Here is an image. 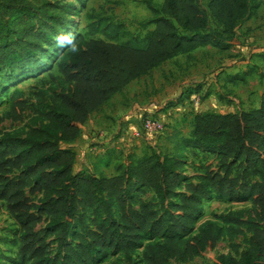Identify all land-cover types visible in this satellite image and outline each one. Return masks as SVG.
Segmentation results:
<instances>
[{"label":"trees","instance_id":"trees-1","mask_svg":"<svg viewBox=\"0 0 264 264\" xmlns=\"http://www.w3.org/2000/svg\"><path fill=\"white\" fill-rule=\"evenodd\" d=\"M203 1L205 9L199 0H148L152 19L141 25L142 36L91 21V39L64 56L59 78L49 75L52 85L35 105L17 88L6 96L4 120L33 115L24 130L0 138V203L16 227L9 243L21 264H102L117 255L127 264H186L223 238L244 236L242 252L229 244L237 257L219 255L212 264H264V97L249 111L193 114L187 138L175 134L171 152L120 154L112 177L96 168L75 173L77 155L64 147L129 84L179 56L188 62L199 48L226 50L237 26L260 7L259 0ZM69 12L47 1L0 0V90L5 70L14 74L32 63L66 29ZM200 94V87L188 89L168 107ZM185 152L211 163L201 160L186 176ZM148 193L152 199L143 200ZM214 198L249 207L226 213L223 228L205 222L195 230Z\"/></svg>","mask_w":264,"mask_h":264},{"label":"rangeland","instance_id":"rangeland-1","mask_svg":"<svg viewBox=\"0 0 264 264\" xmlns=\"http://www.w3.org/2000/svg\"><path fill=\"white\" fill-rule=\"evenodd\" d=\"M30 3L38 4L40 1H47L58 5L69 6L70 12L66 15V29L63 30L58 36L54 37V41L51 44L43 46L42 50L37 54L32 63H25V66L19 68L14 74L5 70L4 74V88L0 90V138L8 132H18L24 130L26 124L33 118L31 112H26L24 119L21 122L11 123L8 120H4V115L8 112V106L6 103V96L11 90L17 88L24 92L25 96L29 99L31 104L36 103V95L47 90L52 81L49 75H53L55 78H59L57 71V65L64 58V56L76 48L80 47L84 41L91 39L86 33L85 26L94 20L105 19L114 24L122 25L125 31L133 35H144L145 31L141 25L146 24L152 19V15L147 8L146 2L148 0H27ZM153 5L162 4L163 0H150ZM262 12L264 14V0H261ZM199 5L202 9H205V3L203 0H199ZM264 21V20H263ZM209 29H214L213 21H209ZM152 27H148L146 30H151ZM95 38H97L95 36ZM201 52V53H199ZM193 59L196 61H204L207 69L205 74L198 81H193L189 70L187 73V63L185 59L181 58L172 65H165L160 70L152 73L148 77L138 81L131 85L125 97L115 98L114 104L121 106L122 111H131L136 113V117L131 119L128 123L117 124L113 118L110 121L103 122L104 127L96 130L97 133L104 132L106 135L103 140H107L102 145H95L101 150L107 148H114L110 157L112 165L121 162L120 154H126L133 152L136 156H141L144 153L149 152L151 149L160 150L162 152H171L173 148V142L175 134L178 137L187 138L189 130V121L194 113L203 112H216L226 113L229 106L228 100L222 101V107L218 108V101L216 98L203 99L205 92L208 90L211 93L212 84L211 80H216L222 73L221 66L226 61V53H219L216 51H199ZM186 65L187 68L183 69ZM192 71L190 70V73ZM195 73L196 70L194 69ZM187 73V74H186ZM221 77V76H220ZM1 78V77H0ZM12 80V82H9ZM195 82V83H194ZM215 85L220 87L219 80ZM199 84L202 86V92L199 95V102L197 105H193L190 100L184 105L168 107L170 104H174L179 96L185 92L189 86ZM210 84V86H209ZM54 85V83H53ZM214 85V86H215ZM207 91V92H208ZM184 94V93H183ZM235 97V96H234ZM185 98V97H184ZM216 99V100H215ZM229 99V98H228ZM234 103V102H232ZM225 105L227 107H225ZM113 106V105H111ZM123 114V115H124ZM122 115V116H123ZM140 116V118H138ZM145 116H151L164 125V132L155 137H148L142 135V138L137 141H130L129 129L130 127L139 128L141 118ZM108 123V124H106ZM111 123V124H110ZM119 127V129H117ZM115 132L121 137L123 135L125 142L123 144L111 141L116 136ZM113 147H110V145ZM115 148H119L116 150ZM94 156H89L88 159L91 167H96L95 160L102 156L101 153L97 154L96 151L91 152ZM83 158L79 159L76 163V170L87 169L81 162ZM184 160L186 164V176H193V169L197 166L201 160H207L211 163L210 158L204 157L200 154L196 156L187 155L185 152ZM99 166H101L99 164ZM113 167L104 172H101L104 176H110L112 174ZM76 172V171H75ZM114 172V171H113ZM39 196L32 197L34 204H37ZM143 200H151L152 194L148 193ZM249 207V204H235L228 201H221L216 198L209 200L203 206V212L199 220L195 224V230L205 222H213L218 227L223 228V216L230 211H237L243 208ZM46 223H42L37 227V231L45 229ZM16 232V227L13 225L6 211L0 203V263L1 264H21L17 254L16 246L9 243L12 240L13 234ZM244 237H238L232 242L223 238L213 250H206L201 256L194 258L192 261L186 264H212V261L219 255L230 254L233 257H237L229 249V244L233 243L238 246V253L242 252L245 248ZM139 254V253H138ZM102 264H127L121 255L109 256ZM169 264H178L170 262Z\"/></svg>","mask_w":264,"mask_h":264},{"label":"crops","instance_id":"crops-1","mask_svg":"<svg viewBox=\"0 0 264 264\" xmlns=\"http://www.w3.org/2000/svg\"><path fill=\"white\" fill-rule=\"evenodd\" d=\"M259 1H260L259 9L237 26V28L235 29L234 37L229 41L226 50H218L211 46H206L203 48H199L195 50L193 53H191L190 55L191 59L188 61L189 63H187V67H188L187 73L189 70V75L192 74L191 79L195 82L201 79L205 74V71L208 70L207 64L203 63L204 61L201 60L196 61L193 59V57L199 51L210 50L219 53L224 52L227 54L226 61L224 62V64L221 65L223 66V68L220 69V72L222 73L220 75L221 77L218 76L216 78L217 81L219 80L218 85H220V87L215 85L216 83H218L216 80H211L210 82L213 83L211 86L212 92L209 93V91L207 90L208 92L206 91L205 94H207L206 99L207 98L217 99L218 108L222 107L221 103L223 100H228L229 106L227 107L225 105L228 111H226V113H216V112H203V113L229 114V113H235L238 109H241L243 111H249L252 109H257L259 107L261 98L264 97V21H263L264 14L262 12L263 11L261 5L262 1L261 0ZM181 58L185 59V62H187L186 57L179 56L173 59L172 61L165 63L163 66L154 70L152 73L160 70L165 65L170 64L174 66L175 63H177V61L180 60ZM187 67L185 65L183 69ZM194 69L196 70L195 73L193 72ZM190 70L192 71L191 73ZM138 81L129 84L121 95L114 96L111 99V101L107 105H105L100 111L93 113L89 117L86 124L80 127L79 138L73 144L64 146L65 148L67 147L72 148L75 151L77 155L76 163L79 162L80 158L86 156L84 157V159H82L81 162L88 170L93 171L96 168V171L98 173H101L108 170L110 166L113 167L112 160L110 157L112 152L110 150L114 148L111 149L107 148L103 151L99 149V147H96L95 145H102L106 143L108 140V139L103 140L106 135L104 132L97 133L96 130H99L101 127H104L105 126L104 123L110 121V118H113L114 122L117 125L121 123H128L131 121L132 117L133 118L136 117V113L135 112L132 113L130 110L125 112L124 114L121 106L114 104L113 101L115 98H120V99L124 98L125 94L128 92V89L131 87V85L137 83ZM198 87H200V93H201L202 86H199V84H196L194 86H189V88L186 89H194ZM194 97H198V96H192L190 102ZM138 118H140V116H138ZM117 129H119V127H117ZM135 130L136 127H130L128 133L130 134L132 131ZM115 134L116 136L113 137L111 141L113 142L117 140L116 141L117 143L123 144L125 142L123 135H121L120 137L117 134V132H115ZM110 147H113V144L112 146L110 145ZM115 149L118 150L119 148H115ZM92 151H96L97 154L99 153L102 154L100 158L95 160L96 163L95 165H98L96 167L90 166V162L87 157L88 153L90 154L89 156H94L91 153ZM121 159L124 160V157H121ZM105 163L109 164L107 168L104 167ZM99 164L101 166H99ZM76 167L77 166L75 165L74 172L75 171L79 172L80 170L79 169L76 170ZM113 175L114 172L112 169V174L106 177H112Z\"/></svg>","mask_w":264,"mask_h":264},{"label":"built area","instance_id":"built-area-1","mask_svg":"<svg viewBox=\"0 0 264 264\" xmlns=\"http://www.w3.org/2000/svg\"><path fill=\"white\" fill-rule=\"evenodd\" d=\"M198 102L199 97H194L191 101L193 105H197ZM163 132L164 125L161 121L151 116H145L141 118L139 128L129 134V138L130 141H137L142 138V135L152 138L161 135Z\"/></svg>","mask_w":264,"mask_h":264}]
</instances>
